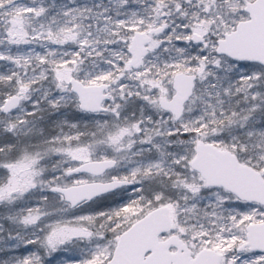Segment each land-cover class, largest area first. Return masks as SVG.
<instances>
[{"label": "snow or ice", "instance_id": "1", "mask_svg": "<svg viewBox=\"0 0 264 264\" xmlns=\"http://www.w3.org/2000/svg\"><path fill=\"white\" fill-rule=\"evenodd\" d=\"M0 264H264V0H0Z\"/></svg>", "mask_w": 264, "mask_h": 264}, {"label": "rangeland", "instance_id": "2", "mask_svg": "<svg viewBox=\"0 0 264 264\" xmlns=\"http://www.w3.org/2000/svg\"><path fill=\"white\" fill-rule=\"evenodd\" d=\"M0 70H2V69H0Z\"/></svg>", "mask_w": 264, "mask_h": 264}]
</instances>
